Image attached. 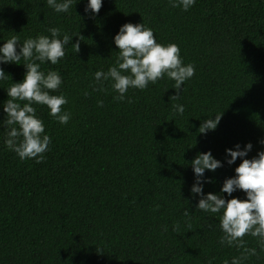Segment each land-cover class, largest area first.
Returning <instances> with one entry per match:
<instances>
[{
	"label": "trees",
	"instance_id": "trees-1",
	"mask_svg": "<svg viewBox=\"0 0 264 264\" xmlns=\"http://www.w3.org/2000/svg\"><path fill=\"white\" fill-rule=\"evenodd\" d=\"M85 3L56 13L46 0H0V42L50 35L52 27L76 35L70 43L79 39V51L69 44L57 64L40 65L61 75L50 94L62 93L70 113L61 125L46 106L33 105L51 141L43 159L20 160L5 148L0 123V264H223L239 255L220 245L218 215L195 208L190 161L210 150L222 162L204 173L211 182L203 191L215 193L240 162L224 163L226 148L250 142L249 159L261 148L264 0H196L187 11L169 0H102L96 14H85ZM125 22L143 23L160 44H176L194 66L178 99L167 77L129 88L124 101L113 98L108 81L98 90L93 74L114 65L112 37ZM19 63L0 64L10 76L0 80V103L11 81L23 78L25 61ZM174 104L183 105L182 115ZM220 112L215 130L200 134L202 120ZM231 195L245 198L242 190ZM243 239L257 247L256 238ZM257 251L245 264H264Z\"/></svg>",
	"mask_w": 264,
	"mask_h": 264
},
{
	"label": "clouds",
	"instance_id": "clouds-1",
	"mask_svg": "<svg viewBox=\"0 0 264 264\" xmlns=\"http://www.w3.org/2000/svg\"><path fill=\"white\" fill-rule=\"evenodd\" d=\"M195 2L196 0H169L171 7H180L183 11H187ZM46 3L56 13H67L77 0H46ZM101 6L102 0H86L84 13L96 14ZM47 31L50 35L28 37L22 43L16 35L0 42V64H20L21 59L25 61L22 64L25 69L23 78L17 82L11 81L7 89H4L7 99L0 103V108L5 113V118L0 123L7 128L3 143L20 160L34 159L37 163L43 159V153L48 150L51 141L33 105L46 106L48 115L61 125L70 119V113L62 108L67 103L66 97L62 93L50 94L59 89L61 75L55 70L45 73L40 70V65L45 62L57 64L64 57L65 47L69 44L75 52L79 51V39L70 43L76 35L61 33L55 27L48 28ZM112 40L117 48L114 65L109 66L107 71H95L93 79L100 91H104V81L110 82L111 89L117 94L113 98L117 101L125 100V93L129 88L143 90L149 83L155 84L163 77L174 81L172 88L176 90V94L171 98L176 100L184 82L194 75V66L183 62L179 47L174 43H158L152 29L143 23H122ZM5 79H10V76H6L5 71L0 68V80ZM21 101L24 103L21 104ZM97 104L102 106L103 101L98 100ZM173 109L177 114L182 115L184 112L182 104H174ZM210 116L199 124L200 134L215 130L222 112ZM259 143L261 148L250 159L246 158L252 149L250 142L243 147L237 143L232 148L225 149L224 163L232 165L237 158L240 162L234 168V175L223 180L219 192L203 191L204 183L211 182L204 173L205 170L214 172L223 166L222 162L210 150L197 153L190 161L194 180L189 192L198 198L195 208L217 214L219 228L223 233L219 238L220 245L226 244L239 251V255L223 261V264H245L249 257L258 256L257 249L264 252V138ZM237 190H242L245 198L231 195ZM221 193L230 198L225 199ZM184 215H189L188 209ZM173 230H176V225H173ZM246 235L256 238L257 247L247 246L243 239Z\"/></svg>",
	"mask_w": 264,
	"mask_h": 264
}]
</instances>
